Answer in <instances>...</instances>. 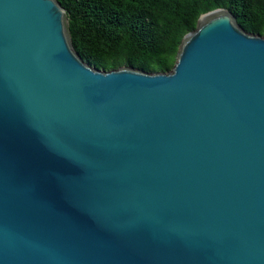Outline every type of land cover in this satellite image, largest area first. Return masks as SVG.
I'll list each match as a JSON object with an SVG mask.
<instances>
[{
  "label": "water",
  "instance_id": "obj_1",
  "mask_svg": "<svg viewBox=\"0 0 264 264\" xmlns=\"http://www.w3.org/2000/svg\"><path fill=\"white\" fill-rule=\"evenodd\" d=\"M0 264H264V35L218 8L171 71L102 70L0 0Z\"/></svg>",
  "mask_w": 264,
  "mask_h": 264
},
{
  "label": "trees",
  "instance_id": "obj_2",
  "mask_svg": "<svg viewBox=\"0 0 264 264\" xmlns=\"http://www.w3.org/2000/svg\"><path fill=\"white\" fill-rule=\"evenodd\" d=\"M75 50L102 70L168 72L200 16L225 8L249 33L264 35V0H58Z\"/></svg>",
  "mask_w": 264,
  "mask_h": 264
}]
</instances>
